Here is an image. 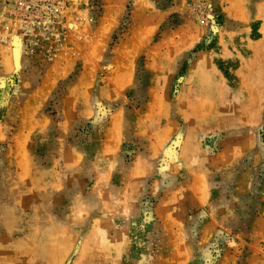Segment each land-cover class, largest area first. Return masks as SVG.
Returning <instances> with one entry per match:
<instances>
[{
  "label": "rangeland",
  "instance_id": "rangeland-1",
  "mask_svg": "<svg viewBox=\"0 0 264 264\" xmlns=\"http://www.w3.org/2000/svg\"><path fill=\"white\" fill-rule=\"evenodd\" d=\"M0 264H264V0H0Z\"/></svg>",
  "mask_w": 264,
  "mask_h": 264
}]
</instances>
